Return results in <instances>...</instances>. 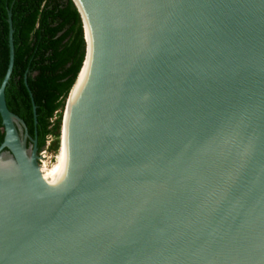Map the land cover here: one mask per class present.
Wrapping results in <instances>:
<instances>
[{
	"label": "water",
	"instance_id": "water-1",
	"mask_svg": "<svg viewBox=\"0 0 264 264\" xmlns=\"http://www.w3.org/2000/svg\"><path fill=\"white\" fill-rule=\"evenodd\" d=\"M71 1L53 139L7 108L8 12L0 264H264V0Z\"/></svg>",
	"mask_w": 264,
	"mask_h": 264
},
{
	"label": "trees",
	"instance_id": "trees-1",
	"mask_svg": "<svg viewBox=\"0 0 264 264\" xmlns=\"http://www.w3.org/2000/svg\"><path fill=\"white\" fill-rule=\"evenodd\" d=\"M8 12L14 59L7 108L28 131L53 139L84 59L79 14L71 0H0V83L9 64Z\"/></svg>",
	"mask_w": 264,
	"mask_h": 264
},
{
	"label": "bare ground",
	"instance_id": "bare-ground-1",
	"mask_svg": "<svg viewBox=\"0 0 264 264\" xmlns=\"http://www.w3.org/2000/svg\"><path fill=\"white\" fill-rule=\"evenodd\" d=\"M82 16H83V20H84V23H85L86 36H88L90 31H89V28L87 26V18L84 15H82ZM88 42H89V40H88ZM89 59H90V55H89V50H88V55H87V59H86L85 65H84V67H83V69H82V71H81V73L79 75V78H78V81L76 83V86L73 88V92H72V95H71V99L69 100V103L71 102V100L73 98V95H75V97L73 99V102L74 103L77 102L78 97L81 95L83 88L85 89V86H86V83H87V76H88ZM67 115H68V111L66 112L65 117Z\"/></svg>",
	"mask_w": 264,
	"mask_h": 264
},
{
	"label": "rangeland",
	"instance_id": "rangeland-1",
	"mask_svg": "<svg viewBox=\"0 0 264 264\" xmlns=\"http://www.w3.org/2000/svg\"><path fill=\"white\" fill-rule=\"evenodd\" d=\"M62 114H63V111H62Z\"/></svg>",
	"mask_w": 264,
	"mask_h": 264
}]
</instances>
